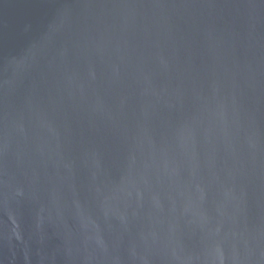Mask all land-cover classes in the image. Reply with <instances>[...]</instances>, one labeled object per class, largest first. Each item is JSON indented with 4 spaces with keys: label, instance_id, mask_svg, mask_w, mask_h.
I'll use <instances>...</instances> for the list:
<instances>
[{
    "label": "water",
    "instance_id": "obj_1",
    "mask_svg": "<svg viewBox=\"0 0 264 264\" xmlns=\"http://www.w3.org/2000/svg\"><path fill=\"white\" fill-rule=\"evenodd\" d=\"M0 264H264V0H0Z\"/></svg>",
    "mask_w": 264,
    "mask_h": 264
}]
</instances>
